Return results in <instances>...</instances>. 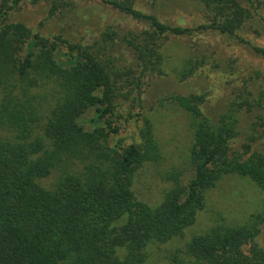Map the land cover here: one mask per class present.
<instances>
[{"label":"trees","instance_id":"16d2710c","mask_svg":"<svg viewBox=\"0 0 264 264\" xmlns=\"http://www.w3.org/2000/svg\"><path fill=\"white\" fill-rule=\"evenodd\" d=\"M22 1L0 0V264H146L150 246L194 225L208 192L224 176L247 178L264 195V151L256 148L264 139L262 83L251 90L242 79L237 99L216 121L201 111L206 93L173 97L192 120L193 176L187 184L174 176L156 206L133 190L138 169L159 156L151 121L143 119L140 143L126 144L109 120L117 115L113 79L121 74L100 43L127 51L141 74L161 75L160 38L170 34L198 43L205 31L232 35L228 24L171 26L138 10L134 1L98 0L121 20L108 22L99 39L83 45L11 21ZM31 1L44 2L48 18L83 20L79 0ZM192 1L207 10L238 9L233 0ZM126 19L147 24L151 39L133 30L118 36L114 26ZM62 47L66 51L58 53ZM254 50L264 57V49ZM57 55L70 66H60ZM192 64L186 61L183 77L197 70ZM88 109H94L93 127L84 130L77 120ZM241 113L250 116L244 127ZM134 117L137 123L141 113ZM51 175L55 180L47 187L43 181ZM263 229L264 200L241 223L217 222L192 236L182 262L264 264Z\"/></svg>","mask_w":264,"mask_h":264},{"label":"rangeland","instance_id":"374dc122","mask_svg":"<svg viewBox=\"0 0 264 264\" xmlns=\"http://www.w3.org/2000/svg\"><path fill=\"white\" fill-rule=\"evenodd\" d=\"M131 1L138 10L171 26L226 23L232 30V35L205 31L198 43L170 34L163 36L157 42L163 57L161 75L141 74L137 61L127 51L118 45L113 51V43H100L101 53H105L121 74L113 79L117 115L109 119L117 127L118 135L125 138L126 144L132 140L140 143L139 130L143 119H149L153 125L159 156L156 161L147 162L138 169L133 190L139 200L156 206L171 188L174 176L182 184H187L193 176L189 157L194 132L192 120L174 103L173 97L206 93L201 111L207 119L216 121L226 111L229 102L237 99L242 79L249 81L247 85L251 90H256L260 83L264 84V57L254 50L264 49V0H233L238 7L233 14L219 9L207 10L192 0ZM78 3L82 6L79 16H83V20L76 17V22L70 17L65 20L58 16L48 18L47 5L31 0L22 1L10 20L21 22L43 36L61 33L71 42L81 41L83 45L99 39L108 22L121 20L117 11L98 0H79ZM114 27L118 36L133 30L135 34L141 33L144 38L151 39L152 31L145 23L126 19ZM116 41L121 43V39ZM65 51L64 47L58 49V53ZM56 61L63 67L71 64L59 55ZM186 61H191L192 65L195 63L197 68L188 78L182 73ZM93 112L94 109H88L77 120L84 130L93 127L89 123ZM137 112L141 113V118L136 123L134 115ZM238 119L244 127L250 116L241 113ZM256 148L264 151V139ZM54 180L51 175L43 184L49 187ZM263 200V193L247 178L224 176L208 192L206 206L197 214L194 225L166 244L150 246L146 264H183L182 250L192 236L217 222L241 223L261 209ZM259 241L264 242V229Z\"/></svg>","mask_w":264,"mask_h":264}]
</instances>
